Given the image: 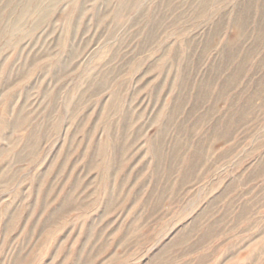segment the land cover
Here are the masks:
<instances>
[{"label":"rangeland","instance_id":"374dc122","mask_svg":"<svg viewBox=\"0 0 264 264\" xmlns=\"http://www.w3.org/2000/svg\"><path fill=\"white\" fill-rule=\"evenodd\" d=\"M0 264H264V0H0Z\"/></svg>","mask_w":264,"mask_h":264}]
</instances>
